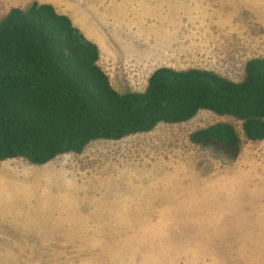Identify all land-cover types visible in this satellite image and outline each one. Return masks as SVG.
Returning <instances> with one entry per match:
<instances>
[{"label":"rangeland","instance_id":"1","mask_svg":"<svg viewBox=\"0 0 264 264\" xmlns=\"http://www.w3.org/2000/svg\"><path fill=\"white\" fill-rule=\"evenodd\" d=\"M32 1L96 35L94 15L117 21L123 42L100 64L119 92L143 90L162 65L240 81L249 59L264 58V0H179L163 6L164 17L155 0H0V20ZM223 121L241 138L236 157L189 140ZM77 157L85 167L72 166ZM63 158L85 186L42 171L21 191L0 180V264H264V139L247 140L234 117L202 109L184 122L97 139L54 158V173ZM0 163L12 178L9 169L30 164Z\"/></svg>","mask_w":264,"mask_h":264},{"label":"trees","instance_id":"2","mask_svg":"<svg viewBox=\"0 0 264 264\" xmlns=\"http://www.w3.org/2000/svg\"><path fill=\"white\" fill-rule=\"evenodd\" d=\"M98 46L50 3L13 7L0 20V160L44 164L80 153L96 139L119 140L179 123L202 109L241 122L244 137L264 139V58L231 80L200 68H156L141 91L119 92L99 65ZM189 140L236 157L241 138L228 122Z\"/></svg>","mask_w":264,"mask_h":264},{"label":"crops","instance_id":"3","mask_svg":"<svg viewBox=\"0 0 264 264\" xmlns=\"http://www.w3.org/2000/svg\"><path fill=\"white\" fill-rule=\"evenodd\" d=\"M155 1H158L157 5H159V6L161 5L159 11H160L162 17H164L163 14H162L163 13L162 11H164V7H163L164 5L167 4L168 9H172V7L176 3L179 2V0H155ZM94 16H95V18L92 17L90 22H91V24H94V25L98 24V26H100L99 27L100 31L98 32V35H96L94 32H91L89 27L86 26L87 23L85 24V22H80L81 25L76 24V26L81 29V31L85 34V36L87 38H89L91 41H93L98 46V49H99V60H98V63L101 66L100 60L102 58H104L103 56L112 57L114 55V53L118 50V47H119L118 45H116V42L120 45V43L123 42L122 37L124 35H119L117 33L119 24L117 23L116 20L112 19L111 22L109 20L104 21V20H100L97 17V15H94ZM108 25H110V26H108ZM92 29H94V27ZM147 55L149 56V51H147ZM151 57H153V55H151ZM162 66H166V65H162ZM159 67H161V66H159ZM109 141H112V140H109ZM115 141H117V140H115ZM67 153H70V152H67ZM54 158H57V156L54 157ZM64 158L61 161L63 167L59 168V170H56L58 172H55V173L52 171L53 169L50 166H48L52 162L53 159L48 161V162H46V163H44V164L31 165V163H30V164H27L25 167H22L23 169H14V168L9 169L8 173L14 174L13 178L15 180H13L11 175H8V176L4 175L5 167H7V166L2 165L0 163V165L2 166L1 168L3 169L2 178L0 180L8 183V185H10L9 187L11 189L13 188L14 191H16L17 189H19V191H21L22 188L26 189L28 187H30V188L36 187V185L32 183L34 181V178L31 177V176L32 175L34 176L38 172L42 171L46 175H49V179H53V176H57L60 179H66V177L72 176V177H75V179L78 181L79 184L85 186L84 185V179L80 178L78 176L81 171L80 170H73L74 168L69 167L68 163L64 162V160H65ZM0 161H3V160H0ZM81 161H83V162H81ZM63 162H64V164H63ZM73 163L74 162L72 161V163H71L72 166L76 167V168H79L81 165L84 166L85 164H87L84 157L83 158L77 157V165L76 166H74ZM111 165L115 166L116 164H111ZM40 168H42V169H40ZM18 172H20V173H18ZM119 217L121 218V215Z\"/></svg>","mask_w":264,"mask_h":264}]
</instances>
